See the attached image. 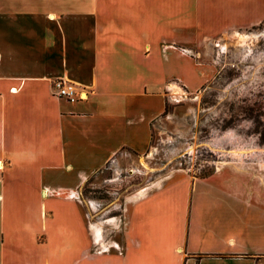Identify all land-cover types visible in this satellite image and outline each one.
<instances>
[{"label": "crops", "instance_id": "0c3cea01", "mask_svg": "<svg viewBox=\"0 0 264 264\" xmlns=\"http://www.w3.org/2000/svg\"><path fill=\"white\" fill-rule=\"evenodd\" d=\"M261 21L264 0H0V264H264V185L239 167L128 193L100 243L79 198L212 77L215 36ZM55 78L85 98L53 96Z\"/></svg>", "mask_w": 264, "mask_h": 264}, {"label": "rangeland", "instance_id": "374dc122", "mask_svg": "<svg viewBox=\"0 0 264 264\" xmlns=\"http://www.w3.org/2000/svg\"><path fill=\"white\" fill-rule=\"evenodd\" d=\"M237 33L215 36L203 54L213 65L210 79L194 90L181 85L166 98L145 152L118 154L84 183L82 233L99 230L100 243L128 193L138 195L175 171L203 177L219 167H239L264 185V21Z\"/></svg>", "mask_w": 264, "mask_h": 264}, {"label": "built area", "instance_id": "2783aa9c", "mask_svg": "<svg viewBox=\"0 0 264 264\" xmlns=\"http://www.w3.org/2000/svg\"><path fill=\"white\" fill-rule=\"evenodd\" d=\"M51 94L53 96L74 102L85 98L86 91L83 87H78L70 80L55 78L51 82Z\"/></svg>", "mask_w": 264, "mask_h": 264}]
</instances>
